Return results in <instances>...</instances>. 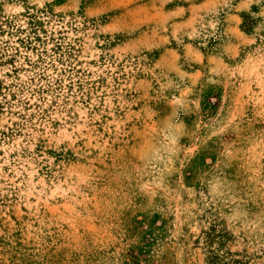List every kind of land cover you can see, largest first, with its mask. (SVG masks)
<instances>
[{
  "label": "rangeland",
  "instance_id": "374dc122",
  "mask_svg": "<svg viewBox=\"0 0 264 264\" xmlns=\"http://www.w3.org/2000/svg\"><path fill=\"white\" fill-rule=\"evenodd\" d=\"M0 264H264V0H0Z\"/></svg>",
  "mask_w": 264,
  "mask_h": 264
}]
</instances>
